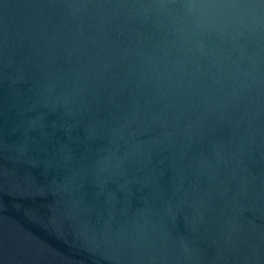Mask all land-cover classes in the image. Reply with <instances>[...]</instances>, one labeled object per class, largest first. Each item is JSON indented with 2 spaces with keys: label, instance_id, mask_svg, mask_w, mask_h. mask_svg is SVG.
<instances>
[{
  "label": "water",
  "instance_id": "obj_1",
  "mask_svg": "<svg viewBox=\"0 0 264 264\" xmlns=\"http://www.w3.org/2000/svg\"><path fill=\"white\" fill-rule=\"evenodd\" d=\"M0 264H264V0H0Z\"/></svg>",
  "mask_w": 264,
  "mask_h": 264
}]
</instances>
